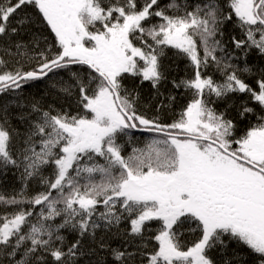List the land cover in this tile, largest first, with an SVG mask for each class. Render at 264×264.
Instances as JSON below:
<instances>
[{"label": "snow or ice", "instance_id": "obj_1", "mask_svg": "<svg viewBox=\"0 0 264 264\" xmlns=\"http://www.w3.org/2000/svg\"><path fill=\"white\" fill-rule=\"evenodd\" d=\"M0 264H264V0H0Z\"/></svg>", "mask_w": 264, "mask_h": 264}, {"label": "trees", "instance_id": "obj_2", "mask_svg": "<svg viewBox=\"0 0 264 264\" xmlns=\"http://www.w3.org/2000/svg\"><path fill=\"white\" fill-rule=\"evenodd\" d=\"M180 67L183 68V65L181 64ZM180 74L182 75L183 73L181 72ZM41 87H42V86H41ZM13 184H14V178L11 177V176H9V177L7 178V181H6V186L11 187Z\"/></svg>", "mask_w": 264, "mask_h": 264}]
</instances>
